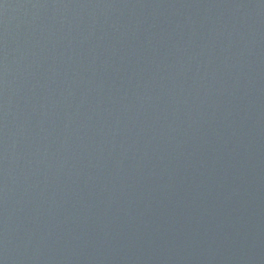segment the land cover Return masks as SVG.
<instances>
[{
  "label": "water",
  "instance_id": "water-1",
  "mask_svg": "<svg viewBox=\"0 0 264 264\" xmlns=\"http://www.w3.org/2000/svg\"><path fill=\"white\" fill-rule=\"evenodd\" d=\"M0 264H264V0H0Z\"/></svg>",
  "mask_w": 264,
  "mask_h": 264
}]
</instances>
